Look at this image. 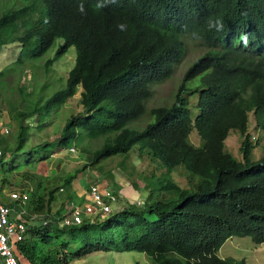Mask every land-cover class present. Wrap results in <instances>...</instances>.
I'll return each mask as SVG.
<instances>
[{
    "label": "trees",
    "instance_id": "trees-1",
    "mask_svg": "<svg viewBox=\"0 0 264 264\" xmlns=\"http://www.w3.org/2000/svg\"><path fill=\"white\" fill-rule=\"evenodd\" d=\"M210 22L219 25L210 28ZM183 39L206 50L185 68L172 101L151 107V120L140 131L128 129L142 115L150 86L168 79L182 59ZM55 41L59 54L69 47L75 50L64 87L42 105L17 112L16 136L11 146L0 143V163L21 149L26 139L23 119L43 117L79 87L81 112L64 123L58 146L113 134L91 153L90 168L136 147L164 171L163 177L145 184L141 207L126 205L104 221L53 230L54 237L67 232L81 244L72 259L96 252H137L152 264H245L244 259L216 253L232 236L264 242V147L253 158L255 143L247 132L250 112L255 127L264 131V0H32L0 13V48L17 44L34 60ZM194 92L192 115L187 96ZM192 127L199 139L196 146L188 139ZM230 132L242 137L239 159L224 147ZM178 166L188 187L168 177ZM77 173L63 179L64 191ZM106 178L113 179L110 174ZM57 190L45 196L20 191L40 212ZM38 237L42 244L49 243L47 232ZM17 250L19 262L22 257L31 264L66 262L64 254L63 261L50 260L48 254L35 261L26 240Z\"/></svg>",
    "mask_w": 264,
    "mask_h": 264
},
{
    "label": "rangeland",
    "instance_id": "rangeland-1",
    "mask_svg": "<svg viewBox=\"0 0 264 264\" xmlns=\"http://www.w3.org/2000/svg\"><path fill=\"white\" fill-rule=\"evenodd\" d=\"M30 1L32 0H0V13L17 9ZM38 6L43 8L41 3ZM183 46L184 55L175 65L173 73L165 81L150 86V96L144 102L142 115L138 120L129 123L126 126L128 129L140 131L151 120L148 113L151 107L166 106L172 101L183 71L194 58L206 50L190 39H183ZM59 48V43L55 41L42 57L34 60L29 58L28 53L22 51L17 44L0 48V123L4 124L8 130L6 137L0 141L1 147L2 145L11 146L14 141L18 123L17 112L42 105L53 93L64 87L66 74L74 63L75 50L69 47L66 53L59 54ZM17 59H20L19 64L15 63ZM47 61L49 65L45 69ZM195 79L197 78L192 80ZM79 94L80 88L78 87L76 93L63 105L52 108L43 117L30 116L22 120V126L26 130V139L21 149L13 151L0 163V190L27 189L32 190L37 196H45L48 190L61 188L63 179L77 170L79 173L75 175L74 181L76 178L80 180L85 178L86 182L90 183L88 181L91 178L93 183L99 184L97 180L99 176L100 179L107 181L108 184L105 187L113 190L117 195V201L112 205L113 211L129 205L130 201L136 207H141L146 196L145 184L164 175L163 169L151 161L147 155L139 153L136 147H133L127 155L113 156L92 169L88 166L91 153L105 142L110 141L113 134L94 140L81 137L75 139L67 147L58 146V137L64 123L71 118L70 116L81 112ZM187 98L188 107L194 115L197 93L188 94ZM247 124L250 141L255 143L251 149V155L253 158H258L263 153L264 131L255 127L252 112L248 114ZM188 139L195 146L199 144L193 127ZM241 140L242 137L237 133L230 132L223 141L225 149L237 159L240 158L238 147ZM43 144L45 146L42 147ZM37 146L39 147L35 149L34 147ZM70 147L73 148L71 153L68 151ZM30 148L33 152L27 153ZM82 166L87 167L80 170ZM183 171V168L178 166L168 173V177L178 186L188 187L189 182ZM108 174L113 178L112 180L104 179ZM110 182H114V185ZM115 185L118 186L117 192ZM69 190H65L64 194H68ZM128 191L130 193L126 194ZM131 193L132 195L129 196ZM54 196L53 200H56L61 195L55 193ZM60 201L62 198L59 199ZM52 207L51 203L49 210ZM48 235L50 239L47 245L42 244L39 237L33 234L26 239V244L32 247L34 256H37L35 261L48 254L50 260L63 261L65 259V264L69 262L70 264H152L149 257L137 252H96L82 258L72 259V255L81 244L77 246L74 243L75 238L70 239V234L67 232L56 234L57 237H54V231L50 229ZM64 244H66L65 250L62 251L60 248ZM216 254L220 258L244 259L245 264H264V242L254 243L248 236H232L223 242Z\"/></svg>",
    "mask_w": 264,
    "mask_h": 264
},
{
    "label": "built area",
    "instance_id": "built-area-1",
    "mask_svg": "<svg viewBox=\"0 0 264 264\" xmlns=\"http://www.w3.org/2000/svg\"><path fill=\"white\" fill-rule=\"evenodd\" d=\"M7 134L5 125L0 123V137H6ZM68 151L73 152V148H68ZM84 191V197L60 204V218L52 222L57 229L78 226L84 221L89 224L95 220L102 221L114 212L112 205L117 201V195L113 190L100 184H91ZM58 192L62 193V188ZM27 203L28 195L24 191L0 190V264H31L18 261L21 254L17 245L30 237L28 226L32 223L38 224V230H48L50 220H46Z\"/></svg>",
    "mask_w": 264,
    "mask_h": 264
},
{
    "label": "crops",
    "instance_id": "crops-1",
    "mask_svg": "<svg viewBox=\"0 0 264 264\" xmlns=\"http://www.w3.org/2000/svg\"><path fill=\"white\" fill-rule=\"evenodd\" d=\"M98 179V182H99V184H100V186H105L106 184H108L107 183V181H104V180H102V179H100V176L99 177H97ZM74 179H75V177H74ZM93 179H89V181L88 182H90V183H87L86 182V179L85 178H81V180H80V178H76V180L74 181V180H71V187H70V190H69V198H67L66 197V194H64L65 193V191H64V188H62V190H63V192L62 193H59L58 192V190H57V194H59V195H61V196H58L57 198H56V200L54 199L53 200V202H52V204H53V207L49 210V207H48V209H43L42 211H40V212H38V211H36V212H38V213H40V215L41 216H43L46 220H50V222L48 223V230L47 231H40V230H38L37 228H38V224L37 223H35V224H30L29 226H28V229L29 230H31V234H33V236H41L43 233H45V232H47L48 234H49V230L50 229H52V231L54 230V231H60V230H62V229H64V228H61V229H57L56 227H55V225L52 223L53 222V220H55V219H59L60 218V214H58L59 213V211H61V209H62V207H60V204L61 203H63V202H65V201H68V200H76L77 198H79L80 199V197H84V193H85V189L89 186V185H91V184H96V183H93V181H92ZM114 183V182H113ZM116 186V185H115ZM61 188H58V189H61ZM117 190H118V186H116V189H115V191L117 192ZM127 193H130L129 191L128 192H126V194ZM64 194V195H63ZM132 195V193L129 195V196H131ZM122 196V195H121ZM124 196V195H123ZM135 196V195H134ZM138 196H141V195H138ZM125 197V196H124ZM123 197V198H124ZM54 198H55V196H54ZM62 198V201H60L59 202V199H61ZM64 200V201H63ZM30 205V204H29ZM129 205H133V203H132V201H130V204ZM30 206H32V205H30ZM33 209H34V207H33ZM49 236V235H48ZM22 257V256H21ZM21 259H23V261L22 262H24V258L22 257ZM66 261V260H65ZM69 262V261H68ZM71 262H69V264H70Z\"/></svg>",
    "mask_w": 264,
    "mask_h": 264
},
{
    "label": "clouds",
    "instance_id": "clouds-1",
    "mask_svg": "<svg viewBox=\"0 0 264 264\" xmlns=\"http://www.w3.org/2000/svg\"><path fill=\"white\" fill-rule=\"evenodd\" d=\"M81 10H82V8H81ZM219 25V22H216V25H214V24H212L211 22L209 23V27L211 28V27H214V26H218ZM125 25L124 24H119L118 25V28L120 29V30H124L125 29ZM193 35H195V33H193Z\"/></svg>",
    "mask_w": 264,
    "mask_h": 264
}]
</instances>
